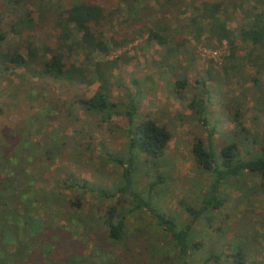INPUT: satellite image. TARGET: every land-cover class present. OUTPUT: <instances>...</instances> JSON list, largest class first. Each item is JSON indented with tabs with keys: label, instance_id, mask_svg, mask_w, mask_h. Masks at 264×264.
Returning a JSON list of instances; mask_svg holds the SVG:
<instances>
[{
	"label": "trees",
	"instance_id": "1",
	"mask_svg": "<svg viewBox=\"0 0 264 264\" xmlns=\"http://www.w3.org/2000/svg\"><path fill=\"white\" fill-rule=\"evenodd\" d=\"M2 1L18 11L16 16L14 15L15 21L11 24L12 31L18 34L36 28L30 12L22 9L25 4L23 0ZM65 1L73 2L68 8L62 9L61 5ZM134 1L137 0L127 2V14L130 17L131 13L135 12L132 17L136 20L124 19L121 22L123 25L132 26L138 35L147 34L149 41L154 40L165 48L157 65L169 69L173 68V64L169 65V60L178 55L186 45V40L177 32L178 15L185 13L187 7H191L194 14L188 23L193 28L194 37H200L202 24H205L208 41L218 45L227 42V56L219 67L224 81L229 82L240 77L250 81L254 87L251 92L255 96L252 105L264 116V0H252L253 6L245 12L246 21L239 28L237 35L228 27V8L235 10L241 3L204 0L196 5L188 4L187 0H143L140 3ZM139 4L142 6L138 8ZM150 4L157 6V10H153L154 7L149 9ZM34 5L40 15V23L46 22L48 18L52 19V28L56 31L55 46L39 47L28 41L26 53L23 56L15 53L10 55L9 62L25 68L35 65L38 78L52 84L65 83L74 86L98 83L99 87L92 96L83 101L74 100L71 105L80 106L83 111L86 109V117H91L97 124L108 123L113 116L124 118L126 127L122 129V134L125 141L118 152H111L101 146L103 156L99 160L102 164L111 163L119 169L114 173L116 180L112 189L95 187L68 176V188H73L79 195H74L64 202L57 192L45 184L37 185L41 183L35 170L36 163L42 158L53 163L57 156L65 154L66 148L71 153L83 152V143L80 144L74 136H64L60 132L57 115L51 120L55 128L42 140L36 137L30 141L27 133L25 137L19 138L16 141L17 146L12 148L9 145L4 147V140L0 139V264H23L26 257H30L32 248L39 255L43 254V244H48L53 239L50 232L57 231L54 223L61 218L70 223L73 217L70 209L80 207L87 193L96 200L115 202V205L103 209L101 214L92 218L97 233H101L93 245V252H97L98 256L60 259L47 255L50 252L46 251L44 257L48 261L45 264H107L103 260L106 257L114 258L110 264H193L194 261L198 264H218L221 257H224V264H262L260 261L249 259L247 250L253 245L251 239L264 241V219L255 221L256 224L262 225V231L255 229L251 236L233 235L232 241L228 242L226 247L229 251L226 254L217 253L215 248H211L207 255L203 253L202 258H198V254L202 252L201 242L195 241L193 235L197 223L203 222L207 226L213 223L214 211L221 208L226 200L223 195L224 186H231L238 191L242 199L264 197V138L258 144L256 137L243 125L239 111L235 108L231 114L233 127L223 134L221 143L217 146L214 142L215 125H210L208 121L207 104L211 94L209 90H202V83V89L187 99L189 114L184 119L197 122L205 130L204 139H194L191 155L196 168L206 178L204 183H197L198 186L195 187L198 189L193 191V198L184 204L188 221H176L172 214L161 210L155 203L156 197L166 195L165 190L170 183L169 174L157 171L158 168L164 167L169 133L153 120L136 123L138 103L142 98L138 88L133 93L126 92L122 100L110 101L109 76L116 61L93 60L94 54H107L109 45H122L128 38L124 36L120 41L106 38L101 28L104 13L98 5L75 0H34ZM3 37L0 33V39ZM238 45L245 46L244 53ZM74 56H81L83 59L74 62ZM85 61H88L91 67L89 73L84 68ZM247 68L254 72V76L248 80L244 76ZM176 77L173 78L174 81H169V84L178 95L180 90L185 89L187 81ZM134 85L137 86V83ZM233 99L238 102L236 98ZM61 116L66 124L79 120L71 107ZM33 123H38L40 127L45 125L31 119L26 127L28 132ZM91 124V121L86 120V126ZM24 130L21 128L17 133ZM12 139L14 138L10 137V140ZM10 143L13 144L14 141ZM71 144L78 149L73 150ZM85 147L87 150L90 146ZM37 149H40L42 154L37 153ZM85 161L88 162L86 157ZM254 177L258 182H253ZM141 180L145 181L143 185L140 184ZM63 210L64 217L60 214ZM141 213L151 216L156 235L146 227L135 228V233L131 231L128 220L135 219ZM86 220L84 218L81 224L84 229H89V222ZM88 220H91V216ZM43 236L46 238L41 241ZM103 243L106 244L105 248ZM108 246H111L109 251L106 249ZM117 248H120L119 254ZM262 252L264 254V248ZM96 258L98 260H95Z\"/></svg>",
	"mask_w": 264,
	"mask_h": 264
},
{
	"label": "rangeland",
	"instance_id": "2",
	"mask_svg": "<svg viewBox=\"0 0 264 264\" xmlns=\"http://www.w3.org/2000/svg\"><path fill=\"white\" fill-rule=\"evenodd\" d=\"M23 1L25 4L22 9L30 12L36 28L31 31L24 30L17 34L12 31L11 24L15 21L14 15L16 16L18 11L0 0V33L4 36L0 39V139L4 140L3 146L9 145L12 148L17 146L16 141L25 137L27 133L30 141L36 137L42 140L55 128V124L51 120L54 115H57L56 121L61 126L60 132L64 136H74L80 144L83 143V152L81 154H77L75 151L71 153L66 148L65 154L57 156L53 163L42 158L35 166L41 183L36 184L38 186L45 184L49 189L57 192L64 202L74 195H79L73 188H68L70 183L68 176L95 187L112 189V184L116 180L114 173H117L119 169L111 163L102 164L99 160L103 156L101 146L103 145V149L111 152L121 150L125 141L122 134V129L126 127L125 119L113 116L108 123L97 124L91 117H86L88 111L85 106L84 109L87 112L85 110L84 112L83 108H79L80 106L71 105L74 100L83 101L92 96L99 87L96 82L89 85L74 86L65 83L52 84L38 78V69L35 65L25 68L22 65L9 62L8 57L10 55L15 53L23 56L26 53L28 41H32L35 46L39 47L53 48L55 46L56 31L52 28V19L48 18L46 22L40 23V15L34 5V0ZM75 1L95 4L103 9L104 20L101 28L105 32L106 38H113L115 41H120L124 36L128 38L122 45H109L107 54H94L93 60L116 61L109 76L110 101L122 100L126 92L133 93L138 88L142 98L138 103L135 116L136 123L143 120H153L169 133L170 137L165 147L164 167L158 168L157 171L169 174L170 183L165 190L166 195L161 194L156 197L155 203L161 210L172 214L176 221L187 222L188 212L184 204L189 203V199L193 198V191L198 189L195 187L198 186L197 183H204L206 178L196 168L191 155V145L194 139L197 137L204 139L205 130L197 122L184 119L189 114L187 99L202 89V83H204L202 90H209L211 95L207 104L208 121L210 125H215L214 142L217 146L220 145L223 134L233 127L231 114L235 108L239 111L243 125L256 137L255 139L259 144L264 138V116L259 114L252 105V100L255 98L251 92V89L254 88L252 83L243 80V77L232 79L229 82L224 81L219 67L227 56L229 45L227 42L218 45L208 41L205 24H202L203 30L200 37L195 38L193 28L188 23L194 14L191 7H187L185 13L178 15L177 32L186 40V45L178 55L169 60V65L173 64V68L169 69L166 66L159 67L157 65L165 48L158 45L154 40L149 41L147 34L138 35L133 31L132 26L123 25L121 22L124 19L136 20L132 17L135 12H132L130 17L127 14V2L129 0ZM203 1L187 0L188 4L196 5ZM229 1L231 3L236 2V4L241 3L240 7L235 10L231 7L228 8V27L237 35L239 28L246 21L245 12L253 6L254 2L252 0ZM72 2L65 1L61 8H68ZM134 2L140 3L143 0ZM141 4L137 7L142 6ZM149 6V9L154 7L153 10H157V6L153 4ZM15 7L21 9L19 6ZM140 15L141 13L138 16ZM51 18L55 17L51 16ZM239 47L244 53L245 46ZM82 59L81 56L72 57L74 62ZM84 68L86 72H91L88 61L84 62ZM175 76L177 79L182 78L187 81L185 89L180 90L178 95L175 94L174 89L169 84V81H174ZM244 76L248 80L254 76L253 70L247 68L244 71ZM134 83H137V86ZM233 98H236L238 102H235ZM70 107L72 112H76L79 120L66 124L61 115L65 114ZM31 119H36L45 125L40 127L38 123H33V127L28 132L26 127ZM86 120L91 121V126H86ZM21 128L25 130L17 133ZM10 137L14 139L10 140ZM8 141H14V145ZM86 145L90 146L87 150ZM71 146L73 147V144ZM72 149L78 148L74 146ZM37 150V153L42 154L40 149ZM85 157L88 162L85 161ZM252 179L253 182H258L257 178ZM144 183V180L140 181L141 185ZM224 187L223 195L226 200L221 208L214 211L213 223L207 226L200 222L194 226L193 238L195 241L201 242L202 252L198 254L200 259L202 254L207 255L211 248H215L217 253L226 254L229 252L226 247L235 234L251 236L255 229L262 231V225L256 224L255 221L264 219V197L242 199L241 194L232 189L231 186ZM113 205L115 202L112 200H96L88 193L85 194L82 205L70 209L71 213L73 212L70 223L63 221V218L54 223L57 231L50 232L53 239L49 240L48 244H43L44 253L39 255L32 248L30 257L27 256L23 264H45L48 261L44 257L46 251L50 252L47 255L50 254L60 259L74 256L97 257V252H93V245L101 233H97L92 218L101 214L103 209ZM60 214L64 217L65 211L63 210ZM90 216L91 220H88ZM84 218L89 222V229L87 227L84 229L81 224ZM128 224L133 233H135V228L143 229L146 227L149 232L156 235L153 219L147 213H141L135 219L130 218ZM44 238L46 237L43 236L40 240L43 241ZM251 243L253 245L247 250L248 258L264 264L262 252L264 241L254 238L251 239ZM103 244L105 248L106 244ZM106 249L107 251L111 250V246ZM119 252L120 248H117V253L119 254ZM115 255L117 256L116 253ZM112 258L106 257L103 260L110 264ZM223 260L224 257H221L217 263L224 264ZM194 262L193 264H198L196 261Z\"/></svg>",
	"mask_w": 264,
	"mask_h": 264
}]
</instances>
